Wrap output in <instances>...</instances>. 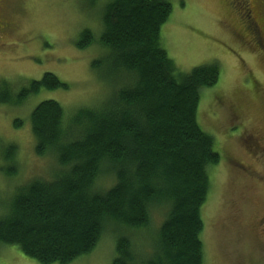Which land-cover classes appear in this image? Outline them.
Wrapping results in <instances>:
<instances>
[{
	"label": "trees",
	"instance_id": "trees-1",
	"mask_svg": "<svg viewBox=\"0 0 264 264\" xmlns=\"http://www.w3.org/2000/svg\"><path fill=\"white\" fill-rule=\"evenodd\" d=\"M171 14L169 0H107L100 38L83 31L76 47L97 43L108 51L114 91L97 108L66 113L50 100L32 111L35 153L53 156L58 170L49 180L15 188L0 203V245H17L42 264H69L93 252L114 225L113 264H204L208 170L221 156L197 114L201 91L215 86L221 73L217 65L177 73L161 44ZM17 86L3 81L0 103L23 107L42 90L69 89L51 73ZM18 154L15 143L0 140L3 161L17 165ZM1 169L16 176V168ZM106 177L114 183L95 191ZM157 207L167 213L150 238ZM143 230L146 245L137 249L128 234Z\"/></svg>",
	"mask_w": 264,
	"mask_h": 264
},
{
	"label": "rangeland",
	"instance_id": "rangeland-1",
	"mask_svg": "<svg viewBox=\"0 0 264 264\" xmlns=\"http://www.w3.org/2000/svg\"><path fill=\"white\" fill-rule=\"evenodd\" d=\"M169 1L172 14L162 27L161 44L177 73L187 75L211 65L221 73L215 86L201 91L197 114L200 127L214 138L221 156L220 163L208 170L211 187L202 209L204 264H264V232L259 226L264 219V153L251 155L247 143L254 132L261 131L264 137V92L253 88L248 69L230 50L235 46L225 31L226 22H233L227 15V0ZM105 2L0 0V85L7 81L20 87L51 73L69 86L68 90H42L23 107L0 103V140L15 143L19 150L17 165L0 158V203L6 204L15 188L34 179L49 180L58 170L53 156L35 153L30 115L40 103L52 100L72 113L80 107L97 108L113 93L108 51L97 43L87 49L76 47L87 29L100 38ZM250 66L264 88V67L259 61L249 62ZM16 119L22 120V127L15 128ZM240 166L251 168V174ZM2 167L16 168V176L8 177ZM113 183L106 177L94 190L105 191ZM166 213L165 207L152 210L150 238ZM113 231L118 228L109 225L93 252L69 264H113ZM145 232L128 234L137 249L146 245ZM0 264L42 263L25 256L17 245L3 244Z\"/></svg>",
	"mask_w": 264,
	"mask_h": 264
},
{
	"label": "flooded vegetation",
	"instance_id": "flooded-vegetation-1",
	"mask_svg": "<svg viewBox=\"0 0 264 264\" xmlns=\"http://www.w3.org/2000/svg\"><path fill=\"white\" fill-rule=\"evenodd\" d=\"M226 10L228 18L233 19V22L230 21V25L226 22L225 27V31L230 35L235 46V48L230 47V50L248 69L253 88L262 93L264 92L263 83L252 66L247 67V64L259 61L264 67V0H227ZM234 22L236 26L232 25ZM238 116L242 117L240 114ZM241 128L243 136L244 126L242 125ZM247 143L250 146L249 153L251 155L264 153V137L261 135V131L254 132V135L248 138ZM240 167L243 172L251 174V168ZM259 226L264 232V219ZM261 238L264 237L261 236Z\"/></svg>",
	"mask_w": 264,
	"mask_h": 264
}]
</instances>
